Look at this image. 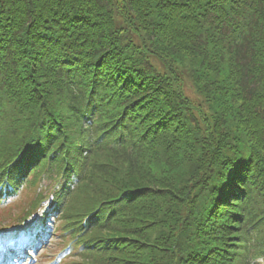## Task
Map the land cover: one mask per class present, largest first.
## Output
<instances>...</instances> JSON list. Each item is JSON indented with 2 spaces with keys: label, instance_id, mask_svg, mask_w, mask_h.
<instances>
[{
  "label": "trees",
  "instance_id": "obj_1",
  "mask_svg": "<svg viewBox=\"0 0 264 264\" xmlns=\"http://www.w3.org/2000/svg\"><path fill=\"white\" fill-rule=\"evenodd\" d=\"M0 185L68 264H264V0H0Z\"/></svg>",
  "mask_w": 264,
  "mask_h": 264
},
{
  "label": "rangeland",
  "instance_id": "obj_2",
  "mask_svg": "<svg viewBox=\"0 0 264 264\" xmlns=\"http://www.w3.org/2000/svg\"><path fill=\"white\" fill-rule=\"evenodd\" d=\"M186 93L192 97L194 100L198 99V96L196 93L193 91L192 87L190 86L189 82L186 86L185 89ZM28 198L23 194L20 196L16 197L12 201H10L6 206H0V219H3L2 224L8 225L9 223L14 222L13 219L17 217L18 215L14 213H20L19 212V207L18 205L20 202L22 204H25L27 202ZM11 211L12 215H8V212ZM52 226L48 227V230L51 229L52 234L48 235L49 237L46 238L42 244L39 246L38 250L36 252H30V254H25L22 258H18V263L19 264H52L51 259L55 254L58 252L59 247L61 246V239L56 235V231L54 230L56 226V222L53 223ZM61 264H63L61 262ZM68 264V262L64 263Z\"/></svg>",
  "mask_w": 264,
  "mask_h": 264
}]
</instances>
